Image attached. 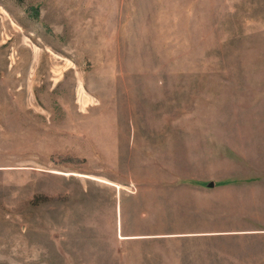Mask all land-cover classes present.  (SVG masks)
Returning <instances> with one entry per match:
<instances>
[{
	"label": "rangeland",
	"instance_id": "obj_1",
	"mask_svg": "<svg viewBox=\"0 0 264 264\" xmlns=\"http://www.w3.org/2000/svg\"><path fill=\"white\" fill-rule=\"evenodd\" d=\"M191 217L264 264V0H0V264H147Z\"/></svg>",
	"mask_w": 264,
	"mask_h": 264
},
{
	"label": "crops",
	"instance_id": "obj_2",
	"mask_svg": "<svg viewBox=\"0 0 264 264\" xmlns=\"http://www.w3.org/2000/svg\"><path fill=\"white\" fill-rule=\"evenodd\" d=\"M227 182L224 186L227 188L226 190L234 189L235 184ZM193 184H196V181H190ZM246 185V184H245ZM245 185H242V187H245ZM258 185V184H257ZM254 186V185H252ZM248 190H253L252 187H249ZM195 209H192L193 216L196 217ZM194 218V217H191ZM186 223H194L192 226H186V227H177V229H174L172 231L168 232H162L160 238H167L168 236H176L181 238L183 241L180 240L178 245H175L174 247L171 246L167 241H154L150 244L152 249L154 250L147 256H150V262L147 264H196V261L200 260V257H197L196 255V218L194 220L185 219ZM184 220V221H185ZM193 221V222H191ZM243 232V231H242ZM156 233L154 231H151L149 234L153 236V234ZM148 234V233H147ZM166 234L167 236H163ZM158 238V237H157ZM207 249V248H206ZM216 252L218 250H222L220 248H214ZM175 250V252L173 251ZM211 257V254H208ZM207 256L204 257L205 259H201L198 264H211L214 263L212 261V257L210 258ZM147 259V257H146ZM234 260V259H233ZM215 264V263H214ZM226 264V263H225ZM229 264H237V262L234 261V263Z\"/></svg>",
	"mask_w": 264,
	"mask_h": 264
},
{
	"label": "water",
	"instance_id": "obj_3",
	"mask_svg": "<svg viewBox=\"0 0 264 264\" xmlns=\"http://www.w3.org/2000/svg\"><path fill=\"white\" fill-rule=\"evenodd\" d=\"M209 184H210V185H212L213 183H212V182H210Z\"/></svg>",
	"mask_w": 264,
	"mask_h": 264
}]
</instances>
